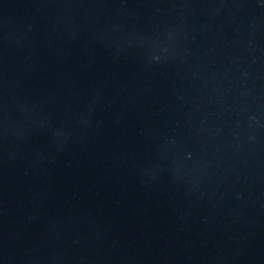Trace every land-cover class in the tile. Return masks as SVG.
Returning <instances> with one entry per match:
<instances>
[{
    "label": "water",
    "instance_id": "95a60500",
    "mask_svg": "<svg viewBox=\"0 0 264 264\" xmlns=\"http://www.w3.org/2000/svg\"><path fill=\"white\" fill-rule=\"evenodd\" d=\"M0 264H264V0H0Z\"/></svg>",
    "mask_w": 264,
    "mask_h": 264
}]
</instances>
